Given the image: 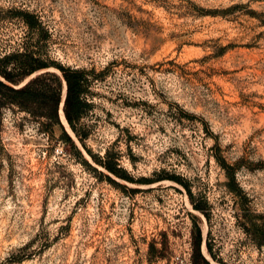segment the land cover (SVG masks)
<instances>
[{
  "label": "rangeland",
  "instance_id": "obj_1",
  "mask_svg": "<svg viewBox=\"0 0 264 264\" xmlns=\"http://www.w3.org/2000/svg\"><path fill=\"white\" fill-rule=\"evenodd\" d=\"M19 49L95 69L87 146L156 181L123 191L7 108L0 264H191L196 224L215 264H264V0H0V53Z\"/></svg>",
  "mask_w": 264,
  "mask_h": 264
},
{
  "label": "trees",
  "instance_id": "obj_2",
  "mask_svg": "<svg viewBox=\"0 0 264 264\" xmlns=\"http://www.w3.org/2000/svg\"><path fill=\"white\" fill-rule=\"evenodd\" d=\"M17 13L31 30L37 25L41 26L39 17L26 10ZM46 35L48 34L45 31ZM51 68H55L53 70ZM104 73V72H102ZM98 77L95 69H86L74 66H65L59 62L44 57L37 50H14L0 53V149H2V133L4 127V113L7 108L18 109L37 119L42 129L50 132L55 126L62 129L61 138L68 147L74 148L80 162L99 178L104 179L123 191L136 190L121 183L117 178L138 183H151L153 178L134 179L129 172L121 166L119 159L111 149L105 155H96L86 144L89 136L83 123L92 103L89 100L90 78ZM66 86V96L63 103V112L74 133L67 129L61 117V104L63 91ZM81 143L84 151L76 143ZM218 161L226 171L228 181L226 186L240 197L247 198L237 182L235 171L240 162L232 165L225 158L217 156ZM173 179L181 181L180 178ZM198 210L204 211L201 205L194 204ZM250 224L259 228L264 234V222L251 221ZM204 235L201 226L194 227L192 232L191 264H215L203 250ZM213 258L215 256L210 251Z\"/></svg>",
  "mask_w": 264,
  "mask_h": 264
},
{
  "label": "bare ground",
  "instance_id": "obj_3",
  "mask_svg": "<svg viewBox=\"0 0 264 264\" xmlns=\"http://www.w3.org/2000/svg\"><path fill=\"white\" fill-rule=\"evenodd\" d=\"M65 91H66V89H64V92H63V98H64V96H65ZM61 117H62V120H63V122L65 123L67 129H68L72 134H74V133L72 132V130H71V128H70V126H69L67 120H66L65 114H64V112H63L62 109H61Z\"/></svg>",
  "mask_w": 264,
  "mask_h": 264
},
{
  "label": "water",
  "instance_id": "obj_4",
  "mask_svg": "<svg viewBox=\"0 0 264 264\" xmlns=\"http://www.w3.org/2000/svg\"><path fill=\"white\" fill-rule=\"evenodd\" d=\"M65 96H66V91H65ZM65 96H64V98H63V101H62V104H61V109L63 110V103H64V99H65Z\"/></svg>",
  "mask_w": 264,
  "mask_h": 264
}]
</instances>
